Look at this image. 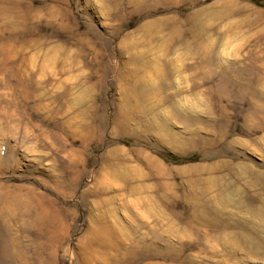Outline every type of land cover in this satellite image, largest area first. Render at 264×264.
<instances>
[{
  "label": "rangeland",
  "instance_id": "374dc122",
  "mask_svg": "<svg viewBox=\"0 0 264 264\" xmlns=\"http://www.w3.org/2000/svg\"><path fill=\"white\" fill-rule=\"evenodd\" d=\"M147 23L171 44L174 69L192 65L174 74L152 114L116 124L131 66L125 43L141 41ZM31 30L33 41L47 39L28 50L34 81L47 82L46 98L64 95L37 107L27 99ZM7 39L15 43L0 69V264H264L252 253L264 249V233L251 234L253 246L238 234L201 235L186 226L185 202L210 168L229 182L231 164L264 174V0H0V48ZM197 41L227 60L208 71ZM250 65L262 71L256 88L239 84L255 76ZM33 138L47 148L35 150Z\"/></svg>",
  "mask_w": 264,
  "mask_h": 264
},
{
  "label": "bare ground",
  "instance_id": "6f19581e",
  "mask_svg": "<svg viewBox=\"0 0 264 264\" xmlns=\"http://www.w3.org/2000/svg\"><path fill=\"white\" fill-rule=\"evenodd\" d=\"M143 1L144 0H142V2ZM64 25L65 24L61 23L62 27ZM203 28L202 25L195 26L194 30L197 34L202 35V33H204ZM153 29L154 27L148 23L143 25L141 28L143 39L141 41L133 40L128 44L125 43V52L131 57V66L125 75V104L122 108L123 110L116 117V124H125L130 122L132 118L136 119V117L139 118L144 115L152 114V108L160 105L161 101L159 100V96L161 92L166 91V88H169L170 84H173L174 74L177 72L181 73L185 70L187 71L192 65H176L174 69L172 63L173 59L170 58V53L172 52L171 44L168 45L165 42H159L157 36L153 33ZM57 31L60 32L61 30L56 28L53 29L52 33ZM35 33H37L36 30L33 32L32 30L27 31V99H33V101H35L34 107H37V104L45 100L54 99L55 101H60L64 95L52 94L49 98H46L48 97L47 94H49L46 90L44 91L47 87V82L34 81L35 74L29 69L30 66L34 64V57L30 55V52L28 53V50L32 51L37 48L45 47L44 45H46L47 42V39H44L43 36L42 38L44 40L33 41L31 36L35 35ZM155 42L159 43L154 45ZM197 42L198 47L194 52L195 57L199 59V65L205 61L208 62L206 66L208 71L220 67L218 60H227L229 53L224 49L221 51L218 50L217 52L213 50L207 42ZM14 43L15 42L12 40H8L3 43L4 47L0 48V69L8 68V65L12 63L7 56H10V53L14 51L12 47ZM72 44L73 42H71V45ZM65 48L64 46L62 49L59 48V52L62 55L65 54ZM248 70H253L255 76H250V83L248 81H240L239 84L245 88L249 85L251 88L252 86L256 88L258 84H261L262 76L260 73L262 71L260 72V69L258 70L252 67V65H250ZM246 71L247 70H245V72ZM163 77L164 80H162ZM6 86L7 88L9 87L7 82L4 84L5 88ZM14 93V91L13 93L11 92V95ZM22 93L26 94L25 92ZM261 93L264 94V90H261ZM3 102L7 106L12 105V102L9 100L4 99ZM244 102L249 103L247 98H244ZM55 107L59 109L58 106ZM92 108L93 107L85 108L81 114L85 115L86 112L90 113ZM54 109L55 108L52 110ZM218 137V135H215L214 141H216ZM32 140H34V142H32L34 144V149L36 147L47 148V144L40 138H33ZM261 156L264 166V152ZM104 163L114 172L118 171V164L111 158V153L106 154ZM226 169L229 172V176L233 177V179L229 177L230 182L223 176L214 175L216 172H221V169L216 167L205 171V174L200 172L196 176L193 184H196L197 190L193 191L191 196H188L185 200V202L193 205V210L191 211L188 221L189 223L188 225L186 224V226L188 229L194 230L204 236L209 232L242 235L246 238V242L253 246L251 234H257L259 232L264 233V174L260 170H256L254 167L242 163L227 165ZM204 175L209 177L203 179ZM240 180L243 182L239 186L233 187L234 183H239ZM229 208L236 209L237 212H232ZM237 219H239V221L243 220L237 222ZM106 231L113 234L114 237L115 235L119 238L122 236L121 230L113 227L108 226ZM252 253L264 258V249H254Z\"/></svg>",
  "mask_w": 264,
  "mask_h": 264
}]
</instances>
